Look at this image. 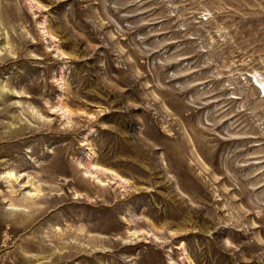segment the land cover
Segmentation results:
<instances>
[{
  "label": "rangeland",
  "instance_id": "374dc122",
  "mask_svg": "<svg viewBox=\"0 0 264 264\" xmlns=\"http://www.w3.org/2000/svg\"><path fill=\"white\" fill-rule=\"evenodd\" d=\"M0 264H264V0H0Z\"/></svg>",
  "mask_w": 264,
  "mask_h": 264
}]
</instances>
